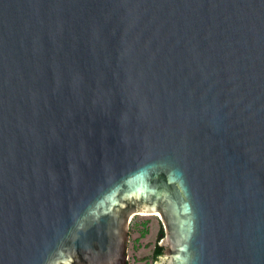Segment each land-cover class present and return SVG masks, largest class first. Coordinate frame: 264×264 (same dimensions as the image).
I'll return each instance as SVG.
<instances>
[{
	"label": "water",
	"instance_id": "obj_1",
	"mask_svg": "<svg viewBox=\"0 0 264 264\" xmlns=\"http://www.w3.org/2000/svg\"><path fill=\"white\" fill-rule=\"evenodd\" d=\"M138 213L264 264V0H0V264H126Z\"/></svg>",
	"mask_w": 264,
	"mask_h": 264
},
{
	"label": "rangeland",
	"instance_id": "obj_2",
	"mask_svg": "<svg viewBox=\"0 0 264 264\" xmlns=\"http://www.w3.org/2000/svg\"><path fill=\"white\" fill-rule=\"evenodd\" d=\"M159 226V219L156 214L138 213L131 217L129 253L133 264H152L151 252Z\"/></svg>",
	"mask_w": 264,
	"mask_h": 264
},
{
	"label": "flooded vegetation",
	"instance_id": "obj_3",
	"mask_svg": "<svg viewBox=\"0 0 264 264\" xmlns=\"http://www.w3.org/2000/svg\"><path fill=\"white\" fill-rule=\"evenodd\" d=\"M130 235H131V232L129 230V237H128V241H127V245H126V264H133V262H131L130 260ZM162 237H163V230L161 231V233H159L158 235V243H155L154 246H153V249H152V256H153V264H157L158 261L163 257L164 255V247L161 245V241H162ZM161 245L162 246V251L158 254L156 253V245ZM132 250H133V244H132Z\"/></svg>",
	"mask_w": 264,
	"mask_h": 264
},
{
	"label": "trees",
	"instance_id": "obj_4",
	"mask_svg": "<svg viewBox=\"0 0 264 264\" xmlns=\"http://www.w3.org/2000/svg\"><path fill=\"white\" fill-rule=\"evenodd\" d=\"M161 231L162 230H160V233H161ZM161 251H162V246L157 244L156 245V251L155 252L159 254Z\"/></svg>",
	"mask_w": 264,
	"mask_h": 264
}]
</instances>
